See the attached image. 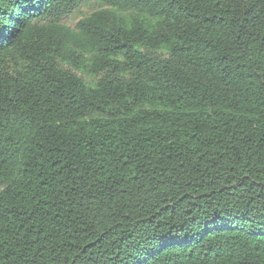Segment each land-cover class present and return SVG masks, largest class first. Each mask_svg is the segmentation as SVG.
<instances>
[{"label":"trees","instance_id":"1","mask_svg":"<svg viewBox=\"0 0 264 264\" xmlns=\"http://www.w3.org/2000/svg\"><path fill=\"white\" fill-rule=\"evenodd\" d=\"M0 264H264V0H0Z\"/></svg>","mask_w":264,"mask_h":264},{"label":"rangeland","instance_id":"2","mask_svg":"<svg viewBox=\"0 0 264 264\" xmlns=\"http://www.w3.org/2000/svg\"><path fill=\"white\" fill-rule=\"evenodd\" d=\"M95 9L96 8L93 4L83 5L76 13H74V15H72L70 18H68L65 22L70 27L75 28L76 24L81 19L91 15Z\"/></svg>","mask_w":264,"mask_h":264}]
</instances>
